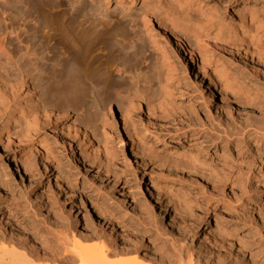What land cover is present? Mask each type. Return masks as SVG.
<instances>
[{"label":"rangeland","instance_id":"obj_1","mask_svg":"<svg viewBox=\"0 0 264 264\" xmlns=\"http://www.w3.org/2000/svg\"><path fill=\"white\" fill-rule=\"evenodd\" d=\"M66 1L58 0L63 9ZM70 1H78L74 6L75 16L87 15L90 20L98 16V12L90 10L92 1ZM240 1L212 0L210 6L216 8L225 25L238 28L240 14L234 16V9ZM263 1L255 3L259 5L258 19L263 23L259 33L264 32ZM141 4L140 0L134 2L130 13L122 8H119L121 11L114 10V5H110L108 11L112 12L106 14L122 27L127 20L125 16H136ZM61 10L56 9L60 16L67 17L69 13ZM255 28L252 23L247 30H251L252 35ZM211 33L217 35V32ZM241 42L238 38L235 44ZM215 44L210 48L215 52V58L230 67L237 81L263 101L261 108L251 115L264 114L263 55L251 56L242 48L238 52L225 47L231 48L228 52ZM57 50L55 52L60 53ZM174 60L181 84L179 90L173 92L171 109L181 117L176 122H171V118L149 121L145 114L136 117L139 144L142 150L145 149L137 158L131 153V144L120 122L112 130L109 155H99L98 159L85 147L86 150L83 148L77 157L79 142L70 148L55 124L43 126L28 140L23 139V143L8 136L0 127V222L6 220L8 226L27 237L21 246L16 237L0 226V238H4L1 241L7 243L14 239L19 255L26 253L31 257L37 254L46 259L42 246L52 237L35 229L57 228L66 230L69 237L90 238L89 242L83 243L86 246L100 247L101 241L106 240L109 247L115 245L130 251L120 256L122 258L114 259L139 257L141 260L143 256L160 258L163 254L167 259L171 258V250L162 240L174 238L184 246L185 260L191 259L193 264H255L252 257L261 260L256 264H264V141L249 134L245 142L248 144L236 138L215 145L211 133L201 131L200 126L211 128L215 122L245 121L246 115L233 110L231 116L226 108H222L218 95L216 106L206 105L199 90L204 87L203 92H206L208 81L200 72H195L187 56L179 53L174 55ZM152 86L154 90L157 88L156 84ZM78 110L69 111L70 120L81 115L82 108ZM147 149L150 152H146ZM47 155L50 159L45 158ZM150 180L158 187L163 207L170 212L178 210V221L186 228L184 234L167 233L164 230L167 219L161 223L154 220L156 211L151 210L152 199L146 192ZM201 235H206L209 240L205 239L210 242L222 241V249L208 242L205 244L208 247H200ZM50 245L57 244L52 242ZM197 255L202 257L200 263L196 261Z\"/></svg>","mask_w":264,"mask_h":264},{"label":"bare ground","instance_id":"obj_2","mask_svg":"<svg viewBox=\"0 0 264 264\" xmlns=\"http://www.w3.org/2000/svg\"><path fill=\"white\" fill-rule=\"evenodd\" d=\"M90 1L93 4L91 12H98L92 20L87 15L80 18L74 15L78 1H66L63 9L58 0H0V127L8 136L23 143V139L28 140L43 126L55 124L70 148L79 142L77 157L85 147L98 159L99 155H109L112 130L120 122L133 157L142 156L145 149L139 144L136 117L145 114L149 121L171 118V122L181 117L171 107L173 92L178 91L181 84L174 55L182 53L195 72H200L209 83L206 92H203L204 87L199 90L206 105L216 106L218 95L222 108L230 115L233 110L246 115L243 122H215L211 128L200 126L201 131L210 132L215 145L236 138L245 143L249 134L264 141V114L251 115L261 108L263 101L239 83L231 68L216 59L215 52L210 49L218 41L215 47L228 52L231 48L240 52L242 48L251 56L264 57V32H258L263 23L258 19L259 5L255 4L261 0H242L235 6L234 16L240 14L238 28L225 25L216 8L210 6L212 0H140L143 4L138 14L125 16L127 20L122 27L109 17L110 14L107 16L108 7L114 5V10L122 8L129 12L137 0ZM56 9L69 14L60 16ZM252 23L256 25L253 36L251 30H247ZM211 31L217 35H212ZM232 32H238L240 37L231 35ZM245 36L248 38H242ZM238 38L242 42L235 44ZM155 84L154 90L152 85ZM78 108H82L81 115L70 120L69 111H79ZM218 156L216 153V158ZM156 187L152 180L146 186L152 199L151 210L156 211L154 220L161 223L167 219L164 223L167 233L184 234L186 228L178 221V210L170 212L163 207ZM5 221L0 222L1 229L9 231L24 246L26 235L19 234ZM152 228L157 232L156 227ZM36 230L52 237L42 246L46 259L37 254L19 255L14 239H10L12 242L5 239L7 243L0 240V264H193L191 259L185 260V248L174 238H161L168 244L171 258L163 254L160 258L143 256L141 260L139 257L114 259L130 251L115 245L109 247L106 240L101 241L100 247L86 246L83 243L90 238L69 237L64 229ZM205 238L206 235H201L200 247L206 246V242L217 249L222 245V241L210 242ZM52 242L57 245L51 246ZM201 258V255L196 256L197 263ZM252 258L255 264L261 261Z\"/></svg>","mask_w":264,"mask_h":264}]
</instances>
